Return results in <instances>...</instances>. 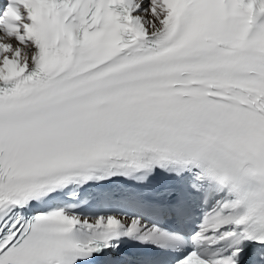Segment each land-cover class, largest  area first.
Listing matches in <instances>:
<instances>
[{
  "label": "snow or ice",
  "instance_id": "1",
  "mask_svg": "<svg viewBox=\"0 0 264 264\" xmlns=\"http://www.w3.org/2000/svg\"><path fill=\"white\" fill-rule=\"evenodd\" d=\"M0 264H264V0H0Z\"/></svg>",
  "mask_w": 264,
  "mask_h": 264
}]
</instances>
